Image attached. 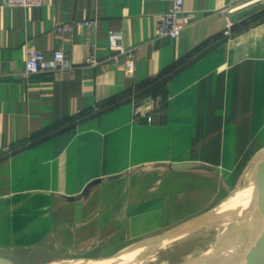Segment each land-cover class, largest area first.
Here are the masks:
<instances>
[{
	"label": "crops",
	"instance_id": "obj_1",
	"mask_svg": "<svg viewBox=\"0 0 264 264\" xmlns=\"http://www.w3.org/2000/svg\"><path fill=\"white\" fill-rule=\"evenodd\" d=\"M253 1L185 0L175 39L157 35L170 0H0L1 257L115 256L204 217L264 166ZM110 30L135 69L109 50ZM32 49H62L69 66L27 74Z\"/></svg>",
	"mask_w": 264,
	"mask_h": 264
},
{
	"label": "water",
	"instance_id": "obj_2",
	"mask_svg": "<svg viewBox=\"0 0 264 264\" xmlns=\"http://www.w3.org/2000/svg\"><path fill=\"white\" fill-rule=\"evenodd\" d=\"M253 186V187H252ZM251 187V194L255 196H264V166L258 168L255 172L250 174L236 190L233 201L236 211L231 222V226L212 244L210 249L201 254L189 264H195L200 260L207 259L213 256L216 252V247L222 244L232 246L230 253L226 256L224 261L220 264H264V218H262V226L257 227V219L250 209L239 206L237 197L241 196L247 188ZM243 197V195H242ZM260 224V225H261ZM165 239L149 242L141 247L131 251L129 256H134L151 250L162 244ZM123 253V252H122ZM122 253L109 258H75L69 259L68 262L85 261L98 262L103 261L105 264H114L121 261L127 255ZM0 264H15L10 260L0 256Z\"/></svg>",
	"mask_w": 264,
	"mask_h": 264
},
{
	"label": "bare ground",
	"instance_id": "obj_3",
	"mask_svg": "<svg viewBox=\"0 0 264 264\" xmlns=\"http://www.w3.org/2000/svg\"><path fill=\"white\" fill-rule=\"evenodd\" d=\"M253 187V186H252ZM251 187L247 188L244 192H242L241 196L237 197L239 206L242 205L244 208H249L250 211L255 215L257 221V227L262 226V218H264V196H255L251 195ZM243 195V197H242ZM211 213L213 217V223H209L210 219H206L203 222L200 220V223L196 224H185L169 233L166 236H161V239H166L164 242L169 240L170 237L175 236H183L181 239L182 241L177 242L175 245H171V248L174 249H193L189 250L188 252L192 251L195 253L194 257L191 259V255L187 253V257L182 255L181 259L182 264H189L193 261V259L197 258L209 246L217 240L226 230L231 226V222L234 216V212L236 211L235 204L232 197L227 198L223 202H221ZM228 217V221H227ZM215 219V220H214ZM264 220V219H263ZM225 221V222H224ZM261 221V223H260ZM210 225L209 228L205 230H201L199 232H195V228L199 227V225ZM261 224V225H260ZM201 226V225H200ZM157 238L153 241L160 240ZM157 248V247H156ZM232 246L227 244H222L221 246L216 247V252L213 256L208 257L207 259L200 260L195 264H220L221 261L226 259V256L230 253ZM146 252V251H145ZM144 253V252H143ZM142 254V253H141ZM126 261V260H125ZM122 261V262H125ZM69 264H105L103 261L98 262H85V261H76Z\"/></svg>",
	"mask_w": 264,
	"mask_h": 264
},
{
	"label": "built area",
	"instance_id": "obj_4",
	"mask_svg": "<svg viewBox=\"0 0 264 264\" xmlns=\"http://www.w3.org/2000/svg\"><path fill=\"white\" fill-rule=\"evenodd\" d=\"M171 9L159 16L157 25V35L159 37L179 38L182 31L190 23V15L185 11V0H170ZM9 6H20L29 8H39L43 5V0H7ZM90 23H86L89 25ZM234 23L229 22L225 31V36L232 33ZM60 31L65 32L69 26H61ZM123 35L115 30L108 33V48L115 54H123L126 57V67L135 69L136 62L132 52L124 46ZM69 66L65 52L62 49H56L52 59H47L44 52L32 49L25 61V72L27 74H37L41 72H54L65 69Z\"/></svg>",
	"mask_w": 264,
	"mask_h": 264
},
{
	"label": "rangeland",
	"instance_id": "obj_5",
	"mask_svg": "<svg viewBox=\"0 0 264 264\" xmlns=\"http://www.w3.org/2000/svg\"><path fill=\"white\" fill-rule=\"evenodd\" d=\"M249 6L263 9L264 8L263 7L264 6V0H254L253 2L250 3ZM253 172H255V171H253ZM253 172L248 173L246 178L250 174H252ZM246 178H243V180L241 182L244 183ZM241 184H238L235 188H231V190H229L227 192L226 199L229 198V197L233 198L236 190H238V188L240 187ZM212 212H214V211L211 210L204 217L198 218L197 220L195 219V220L190 221V222H188L186 224H191L192 225V224L200 223V220L203 222L204 220H206V219L209 220L210 218L211 219H210L209 223L212 224L213 223V221H212L213 217L211 216ZM228 220L229 219L227 217V221ZM200 225H199V227L195 228V232H199L201 230H205V229L209 228V226H210L209 224L208 225H203V226H202V224H200ZM164 236H166V234ZM182 237L183 236L170 237L169 240H167L166 242H163L162 244L157 246V248H153V249L148 250V251L146 250V252H144L142 254L140 253V254H137V255H134V256H129L128 254H130L131 251H133L136 248L141 247V246L130 248L128 250H125L122 253L123 255H127V256L125 258H123L121 261L119 260V261L115 262L114 264H182V260H180L182 255L185 254V256L187 257V253H188V255L190 254L192 256L191 259L195 255V253H192V251H190V253L188 252L189 250H193V249H189L188 250V249H174V248H171L170 244L171 245L172 244L173 245L177 244V242L183 240V239H181ZM146 244H149V242H147ZM143 245H145V244H143ZM210 247L211 246H209L207 248V250H205L203 253L207 252L210 249ZM186 250H187V253H186ZM195 259H193V260H195ZM122 261H125V262H122ZM53 264H69V262H68V260H65V261L56 262V263H53Z\"/></svg>",
	"mask_w": 264,
	"mask_h": 264
}]
</instances>
